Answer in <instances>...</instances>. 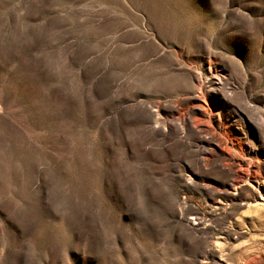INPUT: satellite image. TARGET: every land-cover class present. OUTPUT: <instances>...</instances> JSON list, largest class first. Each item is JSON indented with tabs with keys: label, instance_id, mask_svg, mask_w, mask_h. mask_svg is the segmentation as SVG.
<instances>
[{
	"label": "rangeland",
	"instance_id": "1",
	"mask_svg": "<svg viewBox=\"0 0 264 264\" xmlns=\"http://www.w3.org/2000/svg\"><path fill=\"white\" fill-rule=\"evenodd\" d=\"M0 264H264V0H0Z\"/></svg>",
	"mask_w": 264,
	"mask_h": 264
},
{
	"label": "bare ground",
	"instance_id": "2",
	"mask_svg": "<svg viewBox=\"0 0 264 264\" xmlns=\"http://www.w3.org/2000/svg\"><path fill=\"white\" fill-rule=\"evenodd\" d=\"M257 192V191H256Z\"/></svg>",
	"mask_w": 264,
	"mask_h": 264
}]
</instances>
